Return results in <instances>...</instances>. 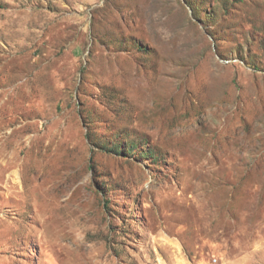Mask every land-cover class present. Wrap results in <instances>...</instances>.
<instances>
[{
    "label": "rangeland",
    "instance_id": "rangeland-1",
    "mask_svg": "<svg viewBox=\"0 0 264 264\" xmlns=\"http://www.w3.org/2000/svg\"><path fill=\"white\" fill-rule=\"evenodd\" d=\"M0 264H264V0H0Z\"/></svg>",
    "mask_w": 264,
    "mask_h": 264
}]
</instances>
